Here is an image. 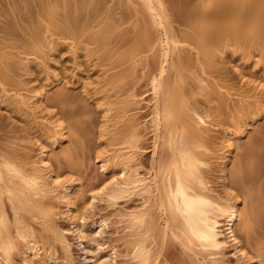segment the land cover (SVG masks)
Instances as JSON below:
<instances>
[{
	"label": "bare ground",
	"instance_id": "6f19581e",
	"mask_svg": "<svg viewBox=\"0 0 264 264\" xmlns=\"http://www.w3.org/2000/svg\"><path fill=\"white\" fill-rule=\"evenodd\" d=\"M68 232L264 264V0H0V264H74Z\"/></svg>",
	"mask_w": 264,
	"mask_h": 264
},
{
	"label": "rangeland",
	"instance_id": "374dc122",
	"mask_svg": "<svg viewBox=\"0 0 264 264\" xmlns=\"http://www.w3.org/2000/svg\"><path fill=\"white\" fill-rule=\"evenodd\" d=\"M99 205H100L99 207L102 208L103 205L102 204H99ZM61 223L64 224V221H61ZM222 223L220 222V224H222ZM98 231H100V232H98ZM85 232L87 235H89L88 239L94 238V240H95L94 243L90 242V244L93 246L94 249H97L98 251L106 250L109 242H111L116 236L114 225L107 227V228L106 227L101 228L100 230H96L94 227H92L90 220H87V227L85 229ZM66 235H67L69 243L71 244V252H72L74 264H83L82 259L84 258V251L80 249L81 246H79L78 244L82 243V244L86 245L87 244L86 240H80V239L74 237L69 232L66 233ZM232 253H233L232 248H226L224 250V254H225L224 259H225V261L229 262L230 264H235V260H234L235 257L232 255ZM108 259L106 258V261H107L106 264H115L114 260L110 261ZM171 259H172V261H171L172 264H176V263L182 264L180 262H177V260L175 261L176 255H172ZM124 262L125 261H123L122 258H119L117 260L116 264H124Z\"/></svg>",
	"mask_w": 264,
	"mask_h": 264
}]
</instances>
